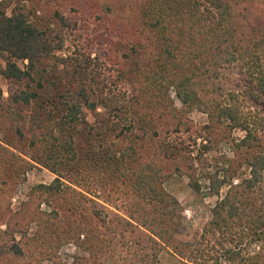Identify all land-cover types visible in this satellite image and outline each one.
<instances>
[{"label": "trees", "instance_id": "16d2710c", "mask_svg": "<svg viewBox=\"0 0 264 264\" xmlns=\"http://www.w3.org/2000/svg\"><path fill=\"white\" fill-rule=\"evenodd\" d=\"M11 1L0 264H64L67 245L71 264H264V0H19L29 9L7 15ZM65 32L73 52L59 60ZM222 142L231 157L206 158ZM37 166L55 177L13 211ZM174 175L218 197L187 240L163 186Z\"/></svg>", "mask_w": 264, "mask_h": 264}, {"label": "rangeland", "instance_id": "374dc122", "mask_svg": "<svg viewBox=\"0 0 264 264\" xmlns=\"http://www.w3.org/2000/svg\"><path fill=\"white\" fill-rule=\"evenodd\" d=\"M19 6H26L29 9V4L27 1L21 2L19 0H12L11 5L7 8L6 14L11 15V11L15 7ZM65 42L63 44V47L61 50L55 52V57L59 60H62L63 58L69 57L72 55L73 52V46L71 44L70 36L68 32H65ZM21 67V63H19ZM24 64H26V61H24ZM0 66H3V62L0 58ZM58 67L61 68V62L58 63ZM0 87L3 90L4 97L7 96L8 86L6 81L0 76ZM176 104L179 105L178 101H176ZM100 111V110H99ZM87 119L90 124H94V118L91 114L87 113ZM190 119L197 125L202 126L206 124L207 117L205 114L193 111L190 114ZM96 121V120H95ZM243 135L240 131H235L233 133L234 137H241ZM221 154H226L227 156L231 157V153L228 151V149L225 147L224 143H219L215 147V149L207 153L206 158H216ZM207 170H211V168H207L204 170V173L207 172ZM54 174H52L49 170L37 166L36 168L32 169L26 174V181L19 186L17 191L15 192L14 196L11 200V209L13 211L18 210L20 203L26 199V193L28 189L36 184L42 183V184H49L53 178ZM204 177V176H203ZM110 181H107L108 187H111L109 185ZM97 182L93 183L95 188H97ZM206 180H201V186L202 190L199 192L193 191L189 187V180L187 177L182 176L179 177L177 175L172 176L164 183V188L167 190L169 194L174 196L181 206L184 209V224L180 230V233L178 234V237L187 240L190 239L194 234L199 233L203 230V227L209 222L211 218V209L214 205V203L218 200L217 196H206L205 186H206ZM99 187V185H98ZM111 189V188H110ZM227 187H224L219 197H222L225 193ZM258 249V248H257ZM75 252V249L72 245H67L62 248L60 252V256L64 264H71V256ZM41 264H52L50 262H43Z\"/></svg>", "mask_w": 264, "mask_h": 264}]
</instances>
